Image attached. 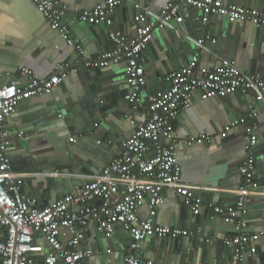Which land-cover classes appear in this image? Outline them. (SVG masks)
<instances>
[{"label": "crops", "instance_id": "1", "mask_svg": "<svg viewBox=\"0 0 264 264\" xmlns=\"http://www.w3.org/2000/svg\"><path fill=\"white\" fill-rule=\"evenodd\" d=\"M67 8L64 23L69 38L81 47L69 46L52 30L30 0H0V87L21 84L20 70L26 68L39 77L54 73L57 64L75 69L49 94L18 104L5 123L7 154L12 172L23 195L37 209H43L62 195L77 194L101 174L120 153V142L130 137L132 128L125 118L129 111L124 96L125 60L105 69H85L83 63L113 48L105 25L89 27L77 19L79 12L93 9L103 0H60ZM171 0H137L142 7L158 13ZM224 4L264 10V0H221ZM141 13L127 3L112 14L113 27L126 37L136 31L135 18ZM183 22L177 31L155 29L142 52L145 85L136 120L145 119L148 98L168 88L165 77L178 71L193 57L199 65L213 69L220 60L234 63L248 74H264V27L229 22L214 16L208 31L215 40L198 49L201 38L198 10L182 7ZM249 113L253 117L247 118ZM244 119L225 139L223 127ZM255 126L257 144L254 180L258 191L248 197V236L261 235L244 247L243 259H235L234 248L224 243L234 236L230 225L211 219L204 212L194 216L171 189H163L164 202L158 207L155 226L178 227L192 233L188 237L147 238L132 248L133 240L121 225L114 227L112 239L96 231L85 234L81 243L91 253L86 264H123L129 254L160 264H264V94L238 90L230 95L194 100L174 123L170 142L181 169V182L196 187L204 204L232 205L241 184L239 173L244 159L245 127ZM201 135L209 141L200 140ZM199 139L188 146L184 141ZM139 210V218L147 215ZM4 229L0 227V239ZM60 240V244H63Z\"/></svg>", "mask_w": 264, "mask_h": 264}, {"label": "built area", "instance_id": "2", "mask_svg": "<svg viewBox=\"0 0 264 264\" xmlns=\"http://www.w3.org/2000/svg\"><path fill=\"white\" fill-rule=\"evenodd\" d=\"M48 23L59 33L69 46L81 47L69 38L64 23L67 8L60 0H30ZM127 3L140 12L135 18L136 31L126 37L112 24L113 12ZM182 7L199 11L201 38L194 41L198 49L215 40L208 31L212 17L226 18L229 22L250 23L256 28L264 27V10L224 4L221 0H171L158 12L142 7L137 0H103L93 9L78 13L77 19L91 25H105L108 39L113 48L96 58L83 63L85 69H105L125 60L124 69L127 90L124 96L129 106L125 118L131 126L130 137L120 142V153L109 161L101 174L85 185L77 194L62 195L51 205L37 209L23 195L20 184L12 172L7 154L8 131L5 123L22 101L49 94L58 87L75 69L67 64H57L54 73L39 77L31 70L22 68L24 82L9 83L0 87V227L4 234L0 239V264H86L91 253L81 243L85 234L96 231L106 239L114 236L116 224L130 234L132 248L147 238L188 237L192 233L178 227L155 226L157 209L164 202L163 189H171L194 216L210 211L211 219H220L232 226L234 236L224 243L234 248L235 259H243L244 247L257 241L261 235L248 236V197L254 195L259 184L254 180L256 159L253 149L258 140L255 126L248 125L243 145L244 159L239 169L241 184L232 205L215 206L204 204L196 196V187L181 182V169L175 157V147L170 142L174 135V123L180 113L192 107L195 99L230 95L235 91L253 90L264 94V74H248L234 63L220 60L213 69L199 65L197 57L190 59L178 71L165 77L168 88L151 96L147 101L145 119L136 120L141 104V91L145 85V68L142 52L152 38L155 29L177 31L183 22ZM249 113L247 118H252ZM241 120L226 124L220 138L225 139L235 130ZM191 138L209 141V136ZM147 207V215L139 218V210ZM63 244H60L62 240ZM123 264H160L154 260H143L133 254L124 257Z\"/></svg>", "mask_w": 264, "mask_h": 264}, {"label": "water", "instance_id": "3", "mask_svg": "<svg viewBox=\"0 0 264 264\" xmlns=\"http://www.w3.org/2000/svg\"><path fill=\"white\" fill-rule=\"evenodd\" d=\"M85 25H88L89 27H92V25L91 24H88V23H85ZM259 29V28H258ZM207 214H208V211H205L204 212V217H207Z\"/></svg>", "mask_w": 264, "mask_h": 264}]
</instances>
